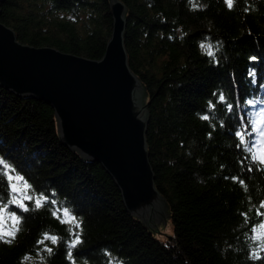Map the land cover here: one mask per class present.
<instances>
[{
	"label": "trees",
	"instance_id": "trees-1",
	"mask_svg": "<svg viewBox=\"0 0 264 264\" xmlns=\"http://www.w3.org/2000/svg\"><path fill=\"white\" fill-rule=\"evenodd\" d=\"M122 1L129 63L148 94L150 161L175 238L156 237L102 163L62 140L50 103L0 84V172L6 182L13 176L0 183V207L11 212L0 231L15 233L0 239V264H264V165L245 146L257 141L264 156V0L231 8L225 0ZM0 7L23 42L94 58L113 30L110 0ZM14 195L32 196L27 211L9 203Z\"/></svg>",
	"mask_w": 264,
	"mask_h": 264
},
{
	"label": "water",
	"instance_id": "water-1",
	"mask_svg": "<svg viewBox=\"0 0 264 264\" xmlns=\"http://www.w3.org/2000/svg\"><path fill=\"white\" fill-rule=\"evenodd\" d=\"M110 5L113 30L101 58L23 42L0 20V84L50 103L62 140L101 162L131 213L166 242L175 238L172 209L150 161L148 94L125 44L128 7Z\"/></svg>",
	"mask_w": 264,
	"mask_h": 264
},
{
	"label": "snow or ice",
	"instance_id": "snow-or-ice-1",
	"mask_svg": "<svg viewBox=\"0 0 264 264\" xmlns=\"http://www.w3.org/2000/svg\"><path fill=\"white\" fill-rule=\"evenodd\" d=\"M227 6L229 8H231L233 6V0H225ZM193 7H195V5H193ZM201 47H208L209 49H211V45H201ZM209 54H212L211 52H209ZM255 59V58H253ZM221 99H223V96H221ZM251 103V101L249 102ZM203 119H208L207 116H204L202 117ZM255 131V129H254ZM237 136H240L241 137V143H244V140H243V135L240 133V132H237L236 133ZM261 136H264V132H261L260 133ZM257 141H253L251 146H247L245 145L247 148H248V151L251 153V159L252 161L254 162H258L259 165H264V156H259L257 155V152L255 151V149L257 148ZM239 146V145H238ZM5 168H7L8 166L7 165H4ZM249 170H251V168H249ZM8 171L10 173L14 172L15 169H12V168H9ZM13 179V176L12 175H8L7 177V182H11ZM16 180H20L22 179L21 177L19 176H16L15 177ZM5 180H4V174L3 172H0V183H7ZM241 183H243V181H241ZM7 186H9L11 188V191L15 194L18 192V189H17V185L15 183H10L8 184ZM27 184H25V188H27ZM33 198L32 196H28V195H23L21 199H17L16 196L14 195L13 198L9 201V203H14V204H17L18 207L22 208L24 211H27L28 208L27 206L24 204V200H29L31 201ZM52 203H55L54 201ZM35 206L39 207L41 206V200L40 199H37L35 201ZM7 205H4L2 207H0V211H4L6 209ZM261 207H264V202L261 203ZM64 214L67 215L68 214V209H64ZM259 214V213H258ZM12 217L18 222L19 221V217H16L15 216V213L12 214ZM262 227H264V224H261ZM19 229L17 228L16 231H18ZM253 231H255V228H253ZM6 237H10V238H14L15 237V233L14 232H5V231H0V239H5ZM46 239H51L53 243H56L57 242V238L56 237H48L47 235L45 236ZM258 237H253V239H257ZM7 242H11L10 239L7 240ZM79 243V234L77 233L75 235V239L71 242V245L70 247H75L76 244ZM49 252H51V249H47ZM255 258H259V256L257 255Z\"/></svg>",
	"mask_w": 264,
	"mask_h": 264
},
{
	"label": "rangeland",
	"instance_id": "rangeland-1",
	"mask_svg": "<svg viewBox=\"0 0 264 264\" xmlns=\"http://www.w3.org/2000/svg\"><path fill=\"white\" fill-rule=\"evenodd\" d=\"M20 188L24 193H27V188H25V184H20ZM11 212L7 211V209H5L4 211H1V215H0V226H2L3 228L7 229V226L9 225V214ZM171 217V216H170ZM172 221V218H171ZM12 222L10 221V224ZM173 224V221H172ZM174 226V224H173ZM153 230V229H152Z\"/></svg>",
	"mask_w": 264,
	"mask_h": 264
}]
</instances>
